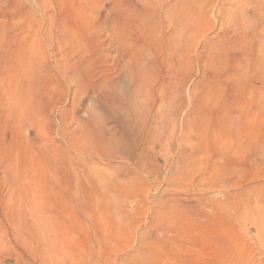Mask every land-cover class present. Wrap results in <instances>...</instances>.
Returning a JSON list of instances; mask_svg holds the SVG:
<instances>
[{
	"label": "rangeland",
	"instance_id": "rangeland-1",
	"mask_svg": "<svg viewBox=\"0 0 264 264\" xmlns=\"http://www.w3.org/2000/svg\"><path fill=\"white\" fill-rule=\"evenodd\" d=\"M76 2L87 9L80 22L94 33L99 19L124 8L128 0ZM187 2L190 67L184 93L170 81L177 103L180 96L185 98V109L172 110L169 96L161 104L156 91L151 97L158 98L156 110H132L146 120L145 136L149 135L138 150L141 155L133 157L120 151L110 157L81 153L94 145L81 130L90 121H103L107 127L116 122L108 119L107 110L95 109L98 94L93 91L88 92L84 110H71L70 96L79 76L70 73L66 78L61 73L57 50L48 39L68 35L62 29L69 28L76 12L70 17L59 14L64 21L58 22L60 32V24L53 23L54 33L49 16L0 18V264H173L174 256L203 264L216 257L221 246L217 239L225 237L222 228L231 224L229 195L248 185L264 192V37L261 28L254 31L264 23V0ZM244 16L247 21H240ZM100 29L106 33L103 39L112 31L106 25ZM14 34L18 45L24 41L23 47L32 51L27 62L3 61L2 45ZM244 37L251 43L242 44ZM253 40L261 46L255 47ZM68 45L63 49L71 52ZM83 45H77L68 59L76 58ZM110 69L99 78L116 79L128 91V81ZM151 98L144 107L152 104ZM62 130L76 137L79 151L71 149ZM107 132V139L119 133L110 128ZM58 161L62 170L54 173L50 168ZM160 211L179 215L178 223L164 233L157 222ZM220 223L222 228L217 227ZM188 235L191 241L180 247L168 241ZM250 235H256L254 228ZM149 249L163 254L149 256Z\"/></svg>",
	"mask_w": 264,
	"mask_h": 264
},
{
	"label": "bare ground",
	"instance_id": "bare-ground-1",
	"mask_svg": "<svg viewBox=\"0 0 264 264\" xmlns=\"http://www.w3.org/2000/svg\"><path fill=\"white\" fill-rule=\"evenodd\" d=\"M22 1L23 0H0V18H9L12 17V15L15 17L22 15L28 16L30 14H40V16L43 17L49 16L50 18L48 19H50L51 22L50 31L54 33L53 31L56 32L57 30L54 29L55 26L53 27V23L60 24L58 22L64 21L58 18L59 14L64 13L66 17H70L76 12V15H74L75 18H70L73 23L69 22L67 24L69 28L62 29L65 30V33L68 31V35H64V33L62 34L61 32L63 38H61L62 36L58 37L56 35L57 38L55 39L50 36L51 34H48V36L51 37L48 39V44H51L50 46L57 50V59L55 62L56 65H59L61 73H63L66 78H68L70 73L73 74V78L79 76V81L75 83L73 96L70 93V97H72L71 110H84L88 92L93 91L96 95L98 94L97 97H95V109L107 110L110 113V116L107 114L109 116L108 119L112 121L115 120L116 122L113 123V125L115 124L114 127H107V123L103 121L98 123L96 121H90L86 128L82 127L84 129L81 130L84 132V135H86L87 140H93L94 142V145L90 149L82 150V154H104L106 157H110V155L113 156L120 151L130 157H133L135 154L136 156H140L141 154L137 155L138 150L143 141L145 139L147 140L149 136H145L148 123L131 111L156 110L155 107L158 105V98H151L155 95L156 91L160 97L161 104L169 96V98L173 100L172 110L185 109L186 100L185 98L182 99L180 94L185 91L186 84L189 80L190 67L188 55L190 37L189 34L186 33L187 24L190 19V8L187 0H173L171 4H168L171 0H167L169 1L167 4L164 2L166 0H137L134 2L128 0L125 7L118 9L115 11L116 13L108 14L105 18L100 17L101 19L95 24L99 27V30H95L94 33H91L89 29L87 31L86 26L80 22V20L83 19L81 15L84 11L86 12L87 9L78 6L76 0H30L32 5L29 3V0H27L28 3L25 5L22 4ZM257 4H260V2ZM252 11L255 12V8H253ZM202 14H204L206 18V11H203ZM240 21H247V18L244 16ZM159 24H161L162 28L158 27ZM103 25L112 29V31L107 34V42H104L106 39H103L106 37V33L100 29V26ZM221 26H224V23H221ZM58 28V32H60L61 24ZM260 28L262 29V36L264 37V23L257 25L254 31L257 32ZM22 33L20 32V34ZM16 37L18 40V35L15 36L14 34V36L11 37V41L13 40L12 42L9 41L2 45V47H6L3 54V61H13L16 62V64L22 63L23 61L27 62V60L31 58L30 54L32 51L29 54V50L25 49L28 46L26 47L25 45V47H23L22 44H24V41H20L22 44L18 45ZM19 38L21 39V37ZM241 39L242 44L251 43V41L245 39V37ZM66 42H68L71 52H74L78 48L77 45L81 42L84 44V48L80 49L81 51L78 56L72 58L73 60L68 59L71 52L66 51V47L63 49ZM255 43H257L255 47L261 46L258 44L257 40H253V44ZM16 44L18 47L20 46L18 49H16ZM100 48H102L101 52ZM105 52H116L117 56L110 59V57L104 55ZM59 58L61 59L59 60ZM77 58L78 60L74 61ZM203 58L204 56L201 54L199 57L200 63L203 62ZM110 67L120 72L122 74L120 76L124 81H128V91L124 92L119 85L116 84L117 82L115 83V81H117L116 79L115 81L110 79L109 81H105L99 78L101 72L111 71ZM45 76L52 77L53 75ZM167 80H169V82H166ZM171 80L175 82L174 84H177L180 90V102L178 103L175 94L172 93ZM57 81L59 82V80ZM57 84L60 85V83ZM156 85L158 86L156 87ZM57 90L59 89H56V91ZM67 92H69V90ZM150 98L152 99V104L148 105V107H144L143 104L146 103L144 101ZM167 105L170 106L169 103ZM120 112H123L125 115H121ZM183 113L182 115H184ZM152 114L153 113H151V116ZM161 121H163V117ZM82 123L80 122V124ZM186 124L187 122H185L184 125ZM109 128L115 130V132L119 131L118 135H108L110 137L107 139L106 133L108 134L107 131ZM62 132L63 137L70 143L71 149L73 148L79 151L77 149L80 148V146L76 137L67 130H62ZM103 141H106V147H102ZM115 145L116 147H113ZM46 159L47 157L44 158V160ZM50 170L54 173L59 172L62 170V164L58 161ZM258 180H260V178ZM51 183L54 182L51 181ZM53 187H55V185H53ZM248 187L249 188L245 191L242 190L241 192L229 195L228 203L232 204L231 207L233 210H231V208L230 210L233 211V214L231 216L228 214L229 222L227 223L231 224L230 226L224 224L223 227L225 228L220 227L221 223L217 225L218 228H222L225 237L221 238V240L217 239L221 246L218 249V254H215L216 257L213 259H206L203 264H264V192H255L256 190L252 187L249 185ZM223 201L225 202V200ZM228 203L227 205H229ZM164 214L165 212L160 211L157 215V222L162 226V233H164V230L168 226L177 224L179 220L178 214V216L176 214L165 216ZM162 216L164 217L162 221L158 220ZM216 224L219 223L216 222ZM253 228L256 231L255 236L250 235ZM146 235V231H144L141 235L143 241ZM184 236H176L168 241L180 247V244H188L191 241L189 235L188 237L186 236L187 238ZM145 253L155 257L161 255V253L163 254V251L161 250L160 253L159 251H155V249H149L145 251ZM174 258V260L172 259L173 262L175 261L174 263L172 262L173 264L195 263V260L192 261L193 259L190 260V258L184 259L179 256H174Z\"/></svg>",
	"mask_w": 264,
	"mask_h": 264
}]
</instances>
